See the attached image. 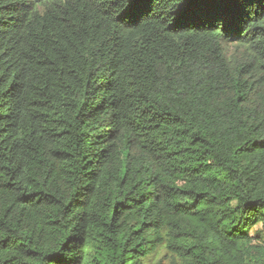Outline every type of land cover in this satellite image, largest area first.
Segmentation results:
<instances>
[{
	"label": "trees",
	"instance_id": "trees-1",
	"mask_svg": "<svg viewBox=\"0 0 264 264\" xmlns=\"http://www.w3.org/2000/svg\"><path fill=\"white\" fill-rule=\"evenodd\" d=\"M0 0V264H264V0Z\"/></svg>",
	"mask_w": 264,
	"mask_h": 264
},
{
	"label": "snow or ice",
	"instance_id": "snow-or-ice-1",
	"mask_svg": "<svg viewBox=\"0 0 264 264\" xmlns=\"http://www.w3.org/2000/svg\"><path fill=\"white\" fill-rule=\"evenodd\" d=\"M216 0H178L175 5L173 15L176 16L175 22H180L186 16V13L196 7L214 3ZM152 0H125L123 5V16L130 21L137 20L144 12L147 5H150Z\"/></svg>",
	"mask_w": 264,
	"mask_h": 264
},
{
	"label": "rangeland",
	"instance_id": "rangeland-1",
	"mask_svg": "<svg viewBox=\"0 0 264 264\" xmlns=\"http://www.w3.org/2000/svg\"><path fill=\"white\" fill-rule=\"evenodd\" d=\"M252 235L255 237V244L264 245V222L256 226ZM157 260L160 264H173L172 258L164 250L159 252Z\"/></svg>",
	"mask_w": 264,
	"mask_h": 264
}]
</instances>
